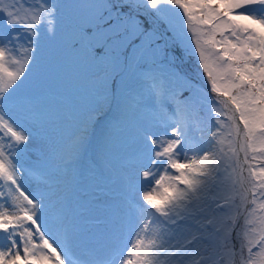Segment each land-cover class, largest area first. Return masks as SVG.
Wrapping results in <instances>:
<instances>
[{
  "label": "snow or ice",
  "instance_id": "6c2138e0",
  "mask_svg": "<svg viewBox=\"0 0 264 264\" xmlns=\"http://www.w3.org/2000/svg\"><path fill=\"white\" fill-rule=\"evenodd\" d=\"M60 7L0 0V264H264V0L98 6L69 42L104 72L103 99L29 164L21 114L34 101L21 89ZM105 109V137L119 131L130 151L119 196L88 233L59 189L95 176L88 154Z\"/></svg>",
  "mask_w": 264,
  "mask_h": 264
},
{
  "label": "rangeland",
  "instance_id": "374dc122",
  "mask_svg": "<svg viewBox=\"0 0 264 264\" xmlns=\"http://www.w3.org/2000/svg\"><path fill=\"white\" fill-rule=\"evenodd\" d=\"M12 2L13 0H4L5 5ZM49 2L61 6L57 34L55 39H41L36 63L33 65L29 80L21 89L23 95L31 97L34 101L31 114L26 119L21 114L22 122L26 123L35 138L24 157L29 164L36 162V156L40 154L41 148L53 144L57 146L67 144L77 133L84 115L95 108L104 96L101 83L104 72L100 71L98 62L85 59L83 53L73 48L69 40L77 24L91 19L97 10L102 11L103 9H98V6L108 0H49ZM111 2L119 3L120 0ZM123 2L126 4L128 0ZM36 3L37 0H24V7ZM124 10L127 11V8ZM139 18L145 28L150 27L148 18L143 15ZM2 20L3 17L0 16V23ZM158 43L163 45L164 39ZM170 51L177 57V68L192 75L195 68L194 58L184 57L178 47ZM114 114L105 109L99 114L100 124L93 130L88 159L97 160L95 176L89 173L90 178L79 186L69 184L59 189L71 209L83 218L84 230L88 233L96 231L109 205L119 196V185L110 176H116L121 166L128 162L130 146L124 142L120 132L115 131L107 138L104 135V124ZM102 157L111 161V170L104 169ZM101 171L103 175L100 174Z\"/></svg>",
  "mask_w": 264,
  "mask_h": 264
}]
</instances>
